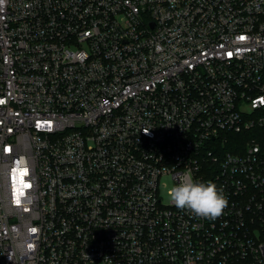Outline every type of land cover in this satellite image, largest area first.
Segmentation results:
<instances>
[{"label":"built area","instance_id":"1","mask_svg":"<svg viewBox=\"0 0 264 264\" xmlns=\"http://www.w3.org/2000/svg\"><path fill=\"white\" fill-rule=\"evenodd\" d=\"M0 264H264V0H0Z\"/></svg>","mask_w":264,"mask_h":264},{"label":"clouds","instance_id":"2","mask_svg":"<svg viewBox=\"0 0 264 264\" xmlns=\"http://www.w3.org/2000/svg\"><path fill=\"white\" fill-rule=\"evenodd\" d=\"M165 196L177 209L188 211L197 218L214 220L228 206L222 188L212 181L186 179L173 185H164Z\"/></svg>","mask_w":264,"mask_h":264},{"label":"rangeland","instance_id":"3","mask_svg":"<svg viewBox=\"0 0 264 264\" xmlns=\"http://www.w3.org/2000/svg\"><path fill=\"white\" fill-rule=\"evenodd\" d=\"M168 185H173L174 182L171 179H166ZM163 199L165 202H169V200L167 199V197L165 196V189L163 190Z\"/></svg>","mask_w":264,"mask_h":264}]
</instances>
